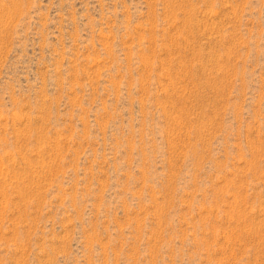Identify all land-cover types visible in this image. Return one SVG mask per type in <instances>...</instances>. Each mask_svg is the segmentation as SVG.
Here are the masks:
<instances>
[{
	"label": "rangeland",
	"instance_id": "rangeland-1",
	"mask_svg": "<svg viewBox=\"0 0 264 264\" xmlns=\"http://www.w3.org/2000/svg\"><path fill=\"white\" fill-rule=\"evenodd\" d=\"M0 264H264V0H0Z\"/></svg>",
	"mask_w": 264,
	"mask_h": 264
}]
</instances>
